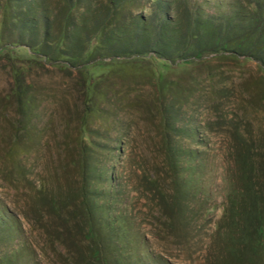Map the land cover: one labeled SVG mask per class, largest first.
<instances>
[{"label": "rangeland", "instance_id": "rangeland-1", "mask_svg": "<svg viewBox=\"0 0 264 264\" xmlns=\"http://www.w3.org/2000/svg\"><path fill=\"white\" fill-rule=\"evenodd\" d=\"M252 165L264 0H0V264H264Z\"/></svg>", "mask_w": 264, "mask_h": 264}, {"label": "trees", "instance_id": "trees-1", "mask_svg": "<svg viewBox=\"0 0 264 264\" xmlns=\"http://www.w3.org/2000/svg\"><path fill=\"white\" fill-rule=\"evenodd\" d=\"M61 63H59V66H61ZM20 73L16 72L14 74L15 80L18 83L20 78ZM85 87L87 94L89 93L88 90V80H85ZM260 171V172H259ZM264 175V169H258L255 168V166H250L249 168H244L242 171V182L241 187L242 191L235 190L233 191L234 198L244 204V211L246 213V228L242 229L240 231L241 237L239 236V239H242L246 241L247 248L246 251L249 254H258L261 247L264 246V216L262 215H253L254 209L256 210V202H259L263 200V195H260V189L258 188L260 185L256 183V180L259 179V177H262ZM259 189V190H258ZM258 199V200H257ZM254 203V204H253ZM249 205V206H248ZM255 205V208H254ZM243 207V205H242ZM254 208L253 211L249 210L246 211L247 208ZM234 235H238L237 231H233ZM235 236L232 238L235 239Z\"/></svg>", "mask_w": 264, "mask_h": 264}]
</instances>
